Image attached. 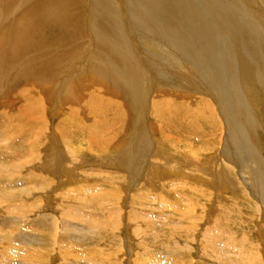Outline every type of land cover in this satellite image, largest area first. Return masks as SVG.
<instances>
[{"label":"rangeland","instance_id":"obj_1","mask_svg":"<svg viewBox=\"0 0 264 264\" xmlns=\"http://www.w3.org/2000/svg\"><path fill=\"white\" fill-rule=\"evenodd\" d=\"M95 1L0 0L2 64L8 70L12 68L19 71L12 72L0 93V149L6 150L5 156L0 154V166L3 167L0 168V190H3L2 193L0 191V221L8 218L14 220V215L7 211L9 209L16 210L18 214L22 211L25 222L20 221L21 225L16 226L18 229L12 227L13 232L31 231L29 236L34 233L37 237L40 235L37 229L41 230L42 226L38 225L33 230L25 228L36 217V213H52L56 215L60 228L62 220H66L81 232L83 238L79 240V245L77 240L62 238L60 232L53 242L45 240L30 246L21 239L16 248L24 250L22 253L27 256L28 251L31 252L30 247H34L36 250L29 257L47 253L48 259L53 256L49 259L50 264H140L136 260L138 257L143 264H171L173 261L179 264H244L248 261L241 255L247 254V251L251 254L248 252L252 264H264V191L254 187L249 172L241 174L231 156L225 162L221 158L229 129L217 95L197 91L192 92L193 96L185 94L186 97L172 90V86H165V82L169 84L182 80V88L186 89L185 86H190L191 80L184 73L193 79L198 76L194 80H199L203 71L196 52L193 53L196 62L185 57L186 68L183 69L179 64L172 66L168 62L170 59L161 54L153 57L152 52L143 48L145 40L137 35L142 34L145 39L151 40L150 37L158 33L146 31L143 24L135 21L128 8L131 9L136 0H108V20L120 24L136 48L132 40V34L135 33L134 38L142 40L140 51L151 54L150 59L161 64L156 68L148 59L150 71L155 72L163 85L148 95L146 93L145 101L141 99L138 101L141 103H138L125 90L117 88L116 84L112 86L107 81L103 82L98 74L86 68L88 58L100 51L99 41L95 32L93 34V21L96 19L93 13L99 10V0L97 3ZM199 1L203 5L208 2ZM144 2L137 0L140 7L149 6ZM206 6L210 5L207 3ZM261 6L263 11L264 5ZM150 8L158 15V11ZM152 12L150 14H154ZM121 13L123 15H119ZM159 19L164 25L163 41H155L158 47L165 49L171 45L169 47L174 48L175 54L177 46L181 45L183 52L188 49L192 52L167 20ZM104 27L110 30L109 25L105 24ZM172 41H175V45ZM20 47H25V50ZM139 48H132L135 55ZM19 65L20 68H17ZM176 67H181L182 71L176 70ZM172 69L175 75H172ZM197 69L200 73L196 72ZM81 74L83 76H79ZM179 74H182L181 79ZM62 83L70 85L71 95L61 91L65 86ZM258 111L256 116L260 126L255 132L250 131L249 141L261 154V165L256 167L259 170L257 178L260 187L264 188V113ZM136 148L139 150L138 155H125ZM21 159L30 161L29 167L16 168ZM35 172L38 174L37 184L27 179ZM71 177L73 183L70 185L81 193L72 197V200H78L76 206L66 211L62 200L65 196L57 188ZM21 187H29L30 193L19 195ZM49 193L51 195L47 196ZM47 198H54L52 206L47 204ZM6 224L1 222L0 228L4 235H9ZM129 225L130 228L127 227ZM100 231H105L107 235L108 239L104 238V242L99 241L98 236H104ZM112 234L116 242L112 240ZM9 236L5 238L7 246L2 248L3 244L0 243V259L6 255L3 251L6 247L12 248L8 243L11 238V242L15 241L14 235ZM19 259L13 257L17 264L20 263Z\"/></svg>","mask_w":264,"mask_h":264},{"label":"bare ground","instance_id":"obj_2","mask_svg":"<svg viewBox=\"0 0 264 264\" xmlns=\"http://www.w3.org/2000/svg\"><path fill=\"white\" fill-rule=\"evenodd\" d=\"M61 1H63V0H61ZM92 1H94V0H92ZM139 1L140 0H138V2ZM203 1L204 0H202V2ZM97 2H98V7L97 8H99V10H98L97 13H93L94 15L96 14V19H95V21H93V34L95 32L96 39L99 41L98 44L100 46V51L98 53L96 52L95 55H93V56H91V57L88 58L89 61L85 62V64L87 65L86 68L89 69L93 74H98L99 75V79L102 80L103 82L104 81L105 82L107 81L112 86H114L116 84L118 86L117 88H122L123 90H125L126 91L125 93H127L129 96H131V98L133 100H135V101L138 102L141 99H143V101H145L144 100L145 94L147 93V95H148L150 92H153L157 88H160L161 85H163V81L155 74V72L150 71L151 70V66L149 65V63L147 61H149L148 59H150V55L151 54H146L147 52L145 53V51H144V53H142L140 51V48L139 47L141 45L142 40H138V39L140 38V39L145 40V42L143 41L144 44L142 43L144 47L143 46L142 47L144 48V50H148V51L152 52L153 57L163 55V57L168 58V60L170 59V61H168V62H171V65L172 64H176V65L179 64L182 67V69H183V67L186 68L184 66V64L186 63L185 62L186 59H191V62H196V58H195V56L193 54L194 51H195L198 60L201 62V65H202L201 67H202V71H203L202 76H199L200 77L199 80H194V79H197L198 76H197V78H194L193 79V78L189 77V74L184 73V75L189 78L188 80H191V82H189V84L191 83L190 86L189 85L188 86H185L186 89H189V90H186V89H183L182 88V86H183L181 84L182 83V80H180V81L179 80H176L177 82H170L169 84L167 82H165V86L169 85L170 88L172 86L171 89L177 91V93L180 94V95H185V94L188 95L189 94V96H190L192 94V92H197V91L206 92V93H208L210 95H212V94L213 95L214 94L217 95L216 97H217L218 104L221 107V111H222L223 115L227 118V121H228V124L227 125H228V129H229L228 136L225 139V144H223V149L224 150L221 151V153H222L221 158L223 157V160L225 162V160H227V159L229 160L230 159V156H231V159L233 158L232 161H234L235 164H236V166H238V168H240L239 171L242 172L241 174H244V173L249 172V174H251V177L250 178H251V182L254 183V187H256L257 190H260V191L263 192L264 191V188H261L260 187L261 186L260 185V181L257 178L259 170H258V167H256V165H258V166L261 165V162H260L261 161V159H260L261 158L260 157L261 154L258 153V151L256 150V148L249 141V133H250V131L251 132H255L256 129L260 126L259 120H258V118L256 116V110H259L261 113L262 112L264 113V12H263L264 10L262 11V9H263L262 7L263 6H261V5H264V0H261V1L260 0H208L207 3L210 6H206L207 3L203 5L199 0H145L144 4L148 3L149 6L143 5L141 7L138 5L137 0H136V2L133 5H131V9L128 8V10H131L132 14L134 15V18L136 19L135 21L136 22L139 21L138 24L141 23L140 25L143 24L142 26H143V28H145L146 31L149 30V31L152 32V30H153V31H156L158 33V34L155 35V37H153V36L150 37L151 36V34H150L149 35V37L151 38V40H150V39H147V38L145 39L142 34L141 35H137L139 37L138 39L137 38H134L136 36V34L133 33L134 30L132 31V33H133L132 34V40L134 41V45L136 46V48H139L138 49V52L136 54L137 56L134 53V50L136 48L133 46V44L131 43V41L128 39V36L125 34L124 29H122L123 27L120 24H117L116 22H111V20H108V16L106 14L108 5L110 4L108 2V0H99ZM131 2H132V0H131ZM150 6L155 9L154 11H158V13H157L158 15H156V12L155 13L152 12ZM41 9H43V8H41ZM115 11H118V10H115ZM150 12H152L154 14H150ZM112 15H114V14L112 13ZM119 15H123V14L121 13ZM109 16H111V15H109ZM159 17L162 18L161 20H163V19H165L164 21L167 20V23L172 27L173 31L178 35V37L180 39L183 38L184 43L186 42L189 45V47L192 49V52H190L188 48L187 49H188L189 52L188 51L183 52L184 49H183V47L181 45L177 46V52L175 54H173L174 51H175L174 48L172 49V47H169L171 45L166 46V48L169 49V50H167L166 48L163 49L161 47L160 48L158 47V45L156 44L155 41L161 42V40H162V38H161V36H162V29H163L162 28V25H164L163 21H160ZM37 18H38V16H37ZM93 18H95V17L93 16ZM115 20H117V19H115ZM127 20H129V18ZM94 22L97 25V27H96L97 30L94 28L96 26L94 24ZM105 24H107V25L110 26V30H108V29H106L104 27ZM132 24H134V22ZM29 25H31V24H29ZM99 25H101V26H99ZM134 25H136V24H134ZM140 25H139V27H140ZM164 27L167 28V26H164ZM172 29H171V31H172ZM129 31H130V29H129ZM170 36L173 37V35H171V34H170ZM183 40H180V41H183ZM174 42L175 41H172L173 45H175ZM176 44H177V42H176ZM24 48H21V49H24ZM132 48L133 49L135 48V49L132 50ZM21 51H23V50H21ZM17 53H19V52H17ZM13 54L15 55L16 52H14ZM3 57H4V54L1 53L0 54V93L2 92V88L5 87L4 85L8 82V80H10V77L13 74L12 72L15 71L12 68L8 70L7 69L8 67L6 68L5 65L2 64L3 63V60H4ZM6 57H8V56L6 55ZM16 57H18V56H16ZM185 57H187V58L185 59ZM5 59H7V58H5ZM157 59H158V57H157ZM13 60H12V62H13ZM150 60L152 61V63H154V61L152 59H150ZM181 60H183V62H181ZM7 61H9V60H7ZM85 64H83V65L85 66ZM189 64H191V63H189ZM153 65H156L155 67L156 68H159V66L161 64L158 61V62H155ZM179 65H177V66H179ZM20 66L21 65H19V67L17 66V68H20ZM198 66H197V68L199 69ZM24 67L25 66H23V68ZM181 67H179V68L176 67L175 69L178 70V71H182ZM195 68H196V66H195ZM80 69H82V68H80ZM198 69H197L196 72H199ZM187 70H189V69H187ZM27 71H28V68H27ZM160 71H161V69H160ZM17 72L19 73V71H17ZM17 72L15 71V73H17ZM174 73L175 72L172 69V75H175ZM182 74H179L180 79H181ZM192 74H194V73H192ZM14 76H16V74ZM79 76H83V74H81ZM65 83H67V82H65ZM62 84H64V83H62ZM61 91L65 95H68V96L71 95V93H70V91H71L70 85L69 84L65 85ZM191 96H193V95H191ZM194 97H195V94H194ZM152 98H154V96ZM214 99H215V97H214ZM138 103H141V102H138ZM160 103H162V102H160ZM161 112H162V110H161ZM54 132H55V130H54ZM129 132H131V131H129ZM251 135H252V133H251ZM7 139H9V138H7ZM13 140L16 141L15 139H13ZM9 142H11V141L9 140ZM10 144H12V143H10ZM20 144H23V142L20 143ZM49 146H51V144ZM256 147H258V146H256ZM19 149H18V151H19ZM52 149L53 148H51V150ZM137 149L138 148H136V150L133 149V151L130 150L131 152L128 151L127 154L125 153L126 151L124 153H125V155L127 157H130L129 154L131 156H133L134 153L136 155H138V151L139 150H137ZM142 149H143V147H142ZM0 150H1L0 151V154L5 156V154H6L5 151L6 150L5 149H0ZM237 150H239V151H237ZM52 151H55V150H52ZM57 151H58V149H57ZM142 151H144V150H142ZM8 153H10V152H8ZM52 153L53 152H51V154ZM14 154H16V153H14ZM23 154H24V152H23ZM1 155H0V157H1ZM52 155H54V154H52ZM142 155H143V152H142ZM26 156L28 157V155H26ZM15 157L16 156H14V158ZM9 158H11V157H9ZM137 159H138V157H137ZM26 160L27 159H25V161L22 160V161L18 162L15 167L18 168V169H21V168H24V167H29L27 165L30 164V161H26ZM120 160H122V159H120ZM35 161H37V160H35ZM124 161H126V160H124ZM5 162L7 163V161H5ZM0 168H3V167L0 166ZM131 169H134V168H131ZM168 169H170V168H168ZM27 170H29V169H27ZM261 170H263V168ZM33 171L34 170H32V172ZM29 176L30 177L27 178V179L30 182H33V184H37V182H39V180H38V174H36V172H35V174L33 173V174H30ZM223 176H224V173H223ZM4 177H6V176H4ZM8 178H9V176H8ZM22 183H24V181ZM72 183H73V180H72V177H71V179L68 180L67 183H61L60 186H58L59 188H57L58 189V192H63L62 195H64L65 197L67 196L66 198L65 197L62 198L63 203H65V208L67 209L66 211H69L68 208L69 209H73L74 208L73 206L74 205L76 206V204L78 203V200H75V199L72 200V197L77 196L79 193H81V191L78 188L75 189L74 187H72L70 185ZM40 185H41V183H40ZM64 186H66V188H62ZM90 189H91V187H90ZM92 189H94V188H92ZM0 191L2 193L3 190L1 189ZM18 191H20V193H19V195H20L21 193H25V192H29L30 193L31 190H30L29 187H23L22 189H19ZM88 191H89V189H88ZM11 193L13 194V192H11ZM83 193H85V192L83 191ZM50 195L51 194L49 193L47 196H50ZM31 196H32V194H31ZM121 197H123V196H121ZM121 197L119 196V198H121ZM53 200H54V198H47V204H49L50 206H52ZM172 200H174V199L172 198ZM258 200H259V198H258ZM84 201H86V200H84ZM256 201H257V199H256ZM50 202H51V204H50ZM175 202L178 203L177 201H175ZM10 203H11V201H10ZM176 203H174V204H176ZM257 203H258V201H257ZM14 204H16V203H14ZM17 205H18V203H17ZM233 205H235V204H233ZM25 206H24V209H25ZM32 206H34V205H32ZM255 206H256V203H255ZM258 208H259V206H258ZM7 211L10 214L14 215L13 216L14 220L12 221V220H10V218H8L6 220L3 219V221H0V223L1 222L2 223H5L6 222L7 223L6 226H7L8 230L10 231V233H8L10 236L9 235H6V234L4 235V232L0 228V243L3 244L2 248L4 246H7L6 245V240L7 239H5V238H7L8 236L10 238L12 235H14V238H15L14 240L15 241L13 240L14 242H11V240H12V238H11L10 242H8V243H10L9 246L12 245V248L10 246V247H6L3 250V251H5L4 254H6V255H3L1 257L0 264H17L16 263L17 260L15 259L16 261H13V257L14 258H17V259L22 258L21 261L19 259V261H20L19 264H50L49 263V261H50L49 259L53 258V256H50V258L48 259L47 253L46 254H43L44 253L43 252V253H39L37 255H34L32 257H29L30 255L33 254V251L36 250L34 247H30V246L37 245V244L41 243V241H45V240L48 243L50 241L53 242V241H55L59 237L60 232H61L60 235H61L62 238L68 239V240H71V241L72 240H74V241L77 240V242H78L79 245H80L79 240L81 241L83 239L81 232L79 233L78 229L73 228V226L68 221H66V220H62V224L63 225L60 228L58 226V223H57V217H56V215L55 214H52V213H46V214L40 213L41 215H39V214L36 213V217L33 216L35 218L32 219V220L30 219L31 222L29 223L28 227L25 228L26 230H33L38 225L39 226H42V229L41 230L39 228L37 229L38 232H39V234H40V235H37V237L34 236V233H33V236L32 235L29 236L31 231L30 232H26V231L25 232H22V230H21V232L14 233L12 227L15 226V228L18 229L17 228L18 227L17 224L18 225L19 224L21 225V223H19V222L20 221H23V218H25L24 217V214H23L24 212L22 213V211H20L19 214H18V212L16 210H14V209H9ZM259 216H261V215H259ZM27 218H26V220H27ZM258 220H259V218H258ZM13 222L16 223V224H14ZM23 222H25V219H24ZM42 224H46V225L44 226ZM127 227L130 228V225L127 226ZM34 231H36V230H34ZM44 231H46V232H44ZM95 231H96V229H95ZM128 231H130V230H128ZM100 232L104 235V236H102V235H99L98 236L99 237V241L102 242L104 240V238H107L106 237L107 235L104 233L105 231L104 232L103 231H100ZM27 236H28V238H26ZM90 236H91V233H90ZM111 236L113 237L114 235L112 234ZM21 239H22V241L25 244H28L29 243V245H30L29 247L31 248L30 249L31 252L28 251L29 254H27V256H26L25 253L24 254L22 253L24 250H21V249H17L16 248V246H18V243H19L18 241H20ZM84 239H85V237H84ZM91 239H92V237H91ZM112 240L115 241V242L117 241L115 237H113ZM246 240L248 241V239H246ZM168 244L170 245L171 243H168ZM19 245H22V244H19ZM24 247L26 248V246H24ZM192 247H193V245H192ZM174 248H176V247H174ZM43 250L45 251V249H43ZM47 250H48V248H47ZM203 252H204V250H203ZM212 252H213V250H212ZM248 252L249 251L246 252L247 254L243 253L241 255V257H243L244 260L248 261V262H245V263L252 264L253 262L250 261V259H252L250 257L251 254L249 252V254H250L249 255ZM7 253H8V256H7ZM251 253H253V252L251 251ZM239 254H241V252ZM129 256H130V254H129ZM167 256H168V254H167ZM170 256H172V255H170ZM135 257H137V256H135ZM182 259H184V258H182ZM136 260H138L140 264H143L142 261L139 260V257ZM220 260H222V259H220ZM217 261L218 260H216V262ZM230 261H232V260L230 259ZM233 261H235V260H233ZM177 263L178 262L175 263L174 261L171 262V264H177ZM124 264H126V262ZM154 264H156V263H154Z\"/></svg>","mask_w":264,"mask_h":264}]
</instances>
